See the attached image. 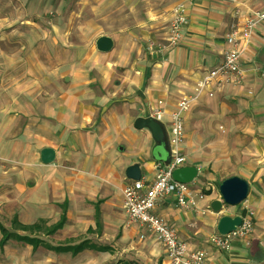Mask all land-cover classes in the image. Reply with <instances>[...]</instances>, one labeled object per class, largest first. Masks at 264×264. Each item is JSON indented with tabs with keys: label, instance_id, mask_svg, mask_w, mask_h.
I'll list each match as a JSON object with an SVG mask.
<instances>
[{
	"label": "crops",
	"instance_id": "crops-1",
	"mask_svg": "<svg viewBox=\"0 0 264 264\" xmlns=\"http://www.w3.org/2000/svg\"><path fill=\"white\" fill-rule=\"evenodd\" d=\"M179 3L188 16L182 39L152 54H143L136 46L114 47L111 36L113 48L100 51L99 36L95 48L82 56H51L56 65L21 64L17 69L0 46V222L12 232L52 246L88 239L107 247L57 251L43 242L11 237L0 243V264H34L39 249L47 253L46 260L52 252L66 260L74 258L68 260L72 264L88 258L90 264L120 260L170 264L154 233L128 221L121 209L123 188L132 180L126 175L128 166L139 163L141 179L151 184L160 162L156 156L161 148L151 130L137 128L135 120L161 111L170 139L171 111L222 64L236 15L246 16L264 0H179L171 8L173 15ZM242 45V78L216 75L183 114L187 143L184 140L179 150L188 156L189 165L198 168L194 179L198 192L204 188L201 167H208L206 156L216 147L218 156L211 169L247 179L248 197L235 205L223 201L217 211L211 204L222 196L207 190L203 199L195 196L189 208L172 194L159 198L154 207L193 248L204 247L207 255L201 264H264V255L260 256L264 253V22ZM45 147L55 149L51 163L42 161ZM229 153L234 155L231 162ZM63 214L64 224L48 233L44 226H53ZM224 214L250 216L253 233L235 239L229 248L208 244L207 235L217 229ZM15 217L34 228L15 227ZM81 235L85 236L74 239ZM2 236L0 229V241ZM135 236L145 240L144 246H136L137 258L130 250Z\"/></svg>",
	"mask_w": 264,
	"mask_h": 264
},
{
	"label": "rangeland",
	"instance_id": "rangeland-1",
	"mask_svg": "<svg viewBox=\"0 0 264 264\" xmlns=\"http://www.w3.org/2000/svg\"><path fill=\"white\" fill-rule=\"evenodd\" d=\"M175 2L178 3L179 0H0V38H4L1 40L3 42H10L6 44L0 41V46L12 56V68L16 66L17 69L21 64L28 67L35 64L39 68L42 63L56 65L57 61L52 60L51 56L64 59L82 56L91 48H95L96 39L102 35L113 37L114 47L136 46L143 54H152L151 52L175 46L167 39L172 25L171 8ZM202 92L190 94L195 96L193 103ZM186 96L189 94L182 98ZM185 137L186 142L187 135ZM217 156L216 147L212 150L210 148L209 155L206 156L209 165L205 169L201 167L205 178L204 188L198 192L196 182L190 183L198 194L197 199H203L207 190L219 192L222 180L235 174L232 171L211 169ZM229 157L230 162L234 160V155L230 156L229 153ZM209 172H212L209 177L204 176V173ZM121 201L122 212L130 221L124 199ZM216 233L218 230L214 229L207 235L208 244H213L211 237ZM113 238L112 236L105 239ZM53 240L66 242L69 238L54 237ZM133 241L131 255L134 251V257L137 258L136 246H144L145 240L135 236ZM201 249L205 250L204 247ZM46 254L44 250L39 249L34 254V264H72L68 260L74 259L66 260L49 252V259L46 260ZM81 264H90L89 258Z\"/></svg>",
	"mask_w": 264,
	"mask_h": 264
},
{
	"label": "built area",
	"instance_id": "built-area-1",
	"mask_svg": "<svg viewBox=\"0 0 264 264\" xmlns=\"http://www.w3.org/2000/svg\"><path fill=\"white\" fill-rule=\"evenodd\" d=\"M236 16L237 21L231 26L226 36L227 48L222 64L198 81L194 94L202 92L218 74H228L236 81H240L242 78L241 59L244 48L242 43L249 40L258 24L264 22V4L244 17L240 14ZM187 21L185 6L183 3H179L174 9L171 32L167 37L168 41L172 44L180 42ZM194 99L195 96L193 95L182 98L171 111V159L167 163L160 161L157 164L155 180L151 184H146L143 179L131 180L122 191L129 220L143 224L154 233L164 246L170 264H201L207 255L205 250L193 248L186 239L180 236L175 227L154 212L157 200L166 195H174L178 203L183 206L194 204L195 196H198L190 183L180 182L173 176L174 170L189 165L188 156L179 148L185 140L183 114L192 106ZM156 117L161 119L162 112L158 111ZM253 229V220L250 216H245L242 224L237 226L234 231L228 234L218 232L212 235L211 241L220 248H229L235 239L245 237Z\"/></svg>",
	"mask_w": 264,
	"mask_h": 264
},
{
	"label": "water",
	"instance_id": "water-1",
	"mask_svg": "<svg viewBox=\"0 0 264 264\" xmlns=\"http://www.w3.org/2000/svg\"><path fill=\"white\" fill-rule=\"evenodd\" d=\"M97 48L100 51L107 52L113 48V39L110 36H100L96 41ZM135 126L137 128L148 127L157 143V147L161 150H157V156L160 161L169 162L171 159V144L170 139L166 133L165 125L161 119L156 116H139L135 120ZM56 157L55 149L52 147H45L41 151L42 161L45 163H51ZM126 175L132 180H139L142 176V171L139 163H134L128 166ZM198 175V168L192 165L182 166L177 168L173 172V176L176 180L184 183H191ZM250 183L247 179L238 175H233L225 178L220 186L219 192L222 199L213 200L211 206L214 210H221L223 201L227 204L235 205L243 202L249 194ZM243 222V216L241 214L228 215L224 214L219 219L217 230L221 234H228L234 231L237 226Z\"/></svg>",
	"mask_w": 264,
	"mask_h": 264
},
{
	"label": "trees",
	"instance_id": "trees-1",
	"mask_svg": "<svg viewBox=\"0 0 264 264\" xmlns=\"http://www.w3.org/2000/svg\"><path fill=\"white\" fill-rule=\"evenodd\" d=\"M66 221V216L65 214L62 215L61 219L59 220V222H57L56 224H54L53 226L51 227H47V226H44L45 230L48 231V233H53L55 232L58 228H60L64 222ZM13 225L15 227H22V228H31L33 229L34 226L31 225V226H28V225H25V224H21L19 221H18V218L15 217V219L13 220ZM0 229L2 231V239L0 241L1 245H4L8 239H10L11 237H16L18 239H22V240H27V241H30L32 243H35V244H40L43 242V244L47 247H50V248H53L57 251H73V252H77V251H80L84 248H97L99 250H103V249H106L107 247L106 246H97V244L91 242L90 240L86 239V240H83L77 244H66V245H57V246H52L51 244H49L48 242H45L43 241L42 239L40 238H37V237H29V236H26V235H20V234H17L16 232H12L10 231L3 223L0 222ZM253 246H256L258 244V240L257 239H254L253 240ZM264 255V253L260 254V256L262 257ZM119 264H139L138 262L136 261H133V260H120Z\"/></svg>",
	"mask_w": 264,
	"mask_h": 264
}]
</instances>
